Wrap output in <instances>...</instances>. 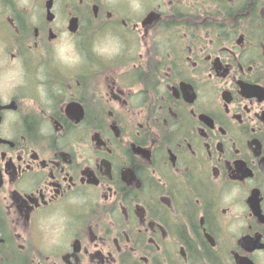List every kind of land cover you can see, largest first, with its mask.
I'll use <instances>...</instances> for the list:
<instances>
[{
    "label": "flooded vegetation",
    "instance_id": "flooded-vegetation-1",
    "mask_svg": "<svg viewBox=\"0 0 264 264\" xmlns=\"http://www.w3.org/2000/svg\"><path fill=\"white\" fill-rule=\"evenodd\" d=\"M0 264H264V0H0Z\"/></svg>",
    "mask_w": 264,
    "mask_h": 264
},
{
    "label": "clouds",
    "instance_id": "clouds-1",
    "mask_svg": "<svg viewBox=\"0 0 264 264\" xmlns=\"http://www.w3.org/2000/svg\"><path fill=\"white\" fill-rule=\"evenodd\" d=\"M17 7L18 8H31V0H16ZM134 8L139 7L138 4H133ZM93 51L98 56H111L116 55L119 52V49L115 46L109 48L107 46H100L97 44L94 46ZM58 59L65 64H68L69 66H73L76 64H79L82 60V57L80 54L75 50V47L73 44L68 43L65 47H60L58 50ZM16 71L19 72V62H16ZM235 191L232 193V195H226L224 196V201H230L233 196H235Z\"/></svg>",
    "mask_w": 264,
    "mask_h": 264
}]
</instances>
